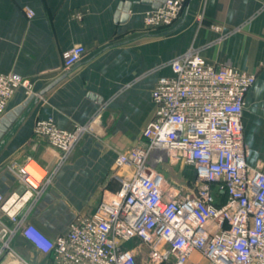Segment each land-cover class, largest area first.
I'll use <instances>...</instances> for the list:
<instances>
[{"label":"crops","instance_id":"obj_1","mask_svg":"<svg viewBox=\"0 0 264 264\" xmlns=\"http://www.w3.org/2000/svg\"><path fill=\"white\" fill-rule=\"evenodd\" d=\"M128 1V17L119 20V6ZM151 7L144 0H0V72L29 78L34 94L0 137V193L8 196L23 189L13 165L18 168L29 158L44 164L52 179L38 186L40 196L27 202L23 215L50 237L66 234L76 214L94 211L102 198L118 190L116 160L144 142L143 129L156 112L152 92L158 79L171 76V60L192 49L218 65L257 74L246 94L243 124L247 162L264 172V0H188L169 28L145 27L144 14ZM201 12L204 23L199 25L196 16ZM213 23L223 31L211 29ZM74 45H83L86 52L66 69L62 53ZM30 95L18 88L7 113ZM49 118L68 129L91 124L60 166V151L34 133L36 122ZM177 165L193 192L194 166ZM27 169L34 173L31 166ZM13 243L29 261L50 263L22 235ZM7 255L0 264L19 263L17 255Z\"/></svg>","mask_w":264,"mask_h":264},{"label":"built area","instance_id":"obj_2","mask_svg":"<svg viewBox=\"0 0 264 264\" xmlns=\"http://www.w3.org/2000/svg\"><path fill=\"white\" fill-rule=\"evenodd\" d=\"M187 2L165 0L149 8L145 27L169 28ZM27 15L34 11L27 9ZM196 21L204 23L202 12ZM209 27L223 31L220 24ZM85 52L83 45L64 50V67L75 66ZM170 65L173 74L160 77L153 89L156 112L143 129L144 142L116 160L118 190L94 211L76 214L66 234L50 237L23 215L53 173L33 158L12 166L23 189L0 193V260L11 254L19 257L18 264H35L13 248L20 234L33 251L50 258L49 264H145L141 254L146 264H264V172L247 162L243 124L246 94L257 74L218 65L194 49ZM20 87L33 94L29 78L0 72V115ZM90 125L62 128L49 118L38 120L34 133L60 151V166ZM162 164L194 166V191L183 195L170 186Z\"/></svg>","mask_w":264,"mask_h":264},{"label":"water","instance_id":"obj_3","mask_svg":"<svg viewBox=\"0 0 264 264\" xmlns=\"http://www.w3.org/2000/svg\"><path fill=\"white\" fill-rule=\"evenodd\" d=\"M145 2L151 3L153 5V7H158L160 5L161 2H164L165 0H144ZM131 7V2H125L122 5L119 6V11L117 13V17L119 20H125L128 17V12L130 10ZM63 77L58 78L57 80H55L54 82H52L51 84H49L46 88H44L40 94H44L45 92H47L49 89H51L52 87H54L61 79H63ZM34 98V94H31L28 99L20 106H18L17 108L13 109L12 111H10L9 113H7L5 116H3L0 119V137L2 136L4 130L6 129V127H8L11 122H13L17 115H19L21 113V111L24 109V107L30 102V100Z\"/></svg>","mask_w":264,"mask_h":264},{"label":"rangeland","instance_id":"obj_4","mask_svg":"<svg viewBox=\"0 0 264 264\" xmlns=\"http://www.w3.org/2000/svg\"><path fill=\"white\" fill-rule=\"evenodd\" d=\"M159 167L160 168L162 167L164 173L167 176V181L170 186L179 188L181 191V194L183 195L192 193L191 191H189V189H187L188 184L186 180H188V176H186V174L183 171H181L179 165L162 164ZM189 186H192V188H194L196 187V184L195 182H192L191 184H189ZM12 246L16 251L19 250L18 247L14 243L12 244ZM7 256H11V255L8 254ZM192 258L195 260V259H198L199 256L197 253H195ZM143 259H146V257L141 254L140 261L145 262L146 264V260H143Z\"/></svg>","mask_w":264,"mask_h":264},{"label":"bare ground","instance_id":"obj_5","mask_svg":"<svg viewBox=\"0 0 264 264\" xmlns=\"http://www.w3.org/2000/svg\"><path fill=\"white\" fill-rule=\"evenodd\" d=\"M36 166V168H39V166H37V165H35ZM32 167V166H31Z\"/></svg>","mask_w":264,"mask_h":264}]
</instances>
